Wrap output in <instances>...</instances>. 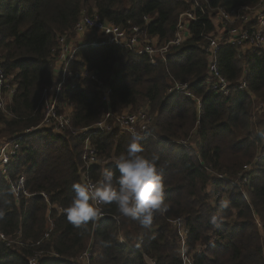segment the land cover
Masks as SVG:
<instances>
[{"label":"trees","instance_id":"obj_1","mask_svg":"<svg viewBox=\"0 0 264 264\" xmlns=\"http://www.w3.org/2000/svg\"><path fill=\"white\" fill-rule=\"evenodd\" d=\"M260 1H201L188 39L154 65L118 46L77 51L71 69L86 67L96 81L63 94L73 104V128L89 127L107 111H144L152 119L140 142L142 155L159 157L168 210L144 228L121 216L115 205H102L101 217L83 227L68 222L64 212L75 197L74 183L102 180L105 168L119 176L115 164L126 153L128 134L113 127L92 137L101 163L86 169L82 136L42 128L24 133L41 122L38 103L42 90L56 80L58 38L72 35L82 16H96L128 33L139 28L162 46L173 39L180 15L194 10L193 1L0 0V70L15 89L8 115L0 112V143L22 136L7 179L0 176V235L6 239L0 240V264H86L79 260L84 252L88 264H264V51L243 53L220 44L221 75L232 86L246 83L244 91L228 96L208 88L205 52L207 38L222 35L211 11L252 9ZM176 83L189 84L200 109L191 98L170 92ZM102 88L110 89L107 102ZM183 140L187 147L176 143ZM19 175L30 194L43 193L48 201L39 196L16 201L9 182ZM216 176L227 180L215 182ZM239 177L246 181L233 185ZM211 183L229 201L227 207L220 206L224 198L211 202ZM176 219L182 220L184 236ZM48 220L52 229L44 238Z\"/></svg>","mask_w":264,"mask_h":264},{"label":"built area","instance_id":"obj_2","mask_svg":"<svg viewBox=\"0 0 264 264\" xmlns=\"http://www.w3.org/2000/svg\"><path fill=\"white\" fill-rule=\"evenodd\" d=\"M174 1L179 2L180 0ZM192 1L194 10L186 11L180 15V21L177 24L173 39L162 46L158 45L157 41L156 44L151 43L152 39L148 38L139 28H132L131 33H128L120 27L103 23L96 16H82L74 24L72 35H62L58 38V47L55 51L56 55L54 56L56 57V80L42 90L38 103L41 113L40 124L35 129L26 130L24 134H29L36 129L42 128L49 129L58 136H82L84 140L81 161L86 169L93 164L101 163L97 157V152L90 146V139L99 133L109 132L115 127L130 137L133 131L140 132L143 136H146L152 119L144 111L133 114H114L111 111H107L95 124L82 129L73 128L71 123L73 104L65 100L63 94L66 91L75 90L84 81H96V77L86 67H83L80 71L72 70L71 63L76 61L77 51L102 46H118L130 51L136 56L144 55L152 65H154L155 60L165 61L171 49L180 47L188 39L190 34L189 23L197 21L195 12L201 9V1L204 0ZM211 12H213L221 23L223 32L219 37L207 38L208 46L205 49L209 60V80L207 81V86L217 95L228 96L234 90L244 91L246 89V83L244 80L235 86L228 83L219 71L216 61L217 51L221 43L238 47L241 51L246 48L248 50L264 51V0H261L258 6L252 9L242 8L225 11L222 8H217ZM90 37L93 39H90ZM76 43L78 44L76 45ZM4 89L5 92L2 93ZM101 92L103 101L107 102L110 89L102 88ZM170 92L191 98L196 102V107L200 109L201 102L192 95L189 90V84L176 83L172 86ZM14 93L15 89L11 85L9 86L7 79L0 70V112L8 115L7 106L10 105L9 103ZM21 139L22 136H18L11 141L0 143V176L5 179H7L8 167L16 157L20 148L19 142ZM176 143L185 147L188 146L184 140ZM226 180L223 176H216L215 182H226ZM241 180L245 182L246 178H236L232 181V184L238 186ZM97 182L90 181L87 178L85 179V183L95 184ZM213 185L214 183H211V196L213 197V201H220L221 198L225 199V197L220 195L221 193L217 190V187ZM9 188L16 201L20 199L27 200L34 196L41 197L45 202L48 201L45 194L33 195L24 188L23 175H19L16 180L9 182ZM177 221L179 222L177 223ZM48 225L49 230L44 235V238L48 237V233L52 229L50 221ZM174 225L179 229L180 235L184 236L186 234L182 220L176 219ZM0 240L6 241L2 235H0ZM182 245H184L183 242ZM79 259L86 261V264H88V253H82ZM30 264H37V262L30 261Z\"/></svg>","mask_w":264,"mask_h":264},{"label":"clouds","instance_id":"obj_3","mask_svg":"<svg viewBox=\"0 0 264 264\" xmlns=\"http://www.w3.org/2000/svg\"><path fill=\"white\" fill-rule=\"evenodd\" d=\"M144 138L140 132L131 133L126 153L116 160L119 176L105 168L99 182L72 185L75 197L64 209L68 222L76 227L86 226L103 214L102 205H115L121 216L149 228L157 214L168 210L159 157L142 155L145 150L140 142ZM228 203L226 198L222 199L220 206L227 207Z\"/></svg>","mask_w":264,"mask_h":264},{"label":"rangeland","instance_id":"obj_4","mask_svg":"<svg viewBox=\"0 0 264 264\" xmlns=\"http://www.w3.org/2000/svg\"><path fill=\"white\" fill-rule=\"evenodd\" d=\"M213 21H214V25H215V27H218V26L220 25V26H219L220 28H219L218 30H219L220 32H223L222 25H221V23L219 22V20L217 19V17H215V19H213ZM151 43L156 44V41H153V40H152ZM261 106H262V105H261L260 103H258L256 110L260 109ZM211 202H212V203H215V202L213 201V199L211 200ZM257 226H259V225H257ZM183 248H184V247H183ZM184 250H185V249H184ZM185 253H186V251H185ZM191 254H193V252H191ZM190 257H191V256H190ZM79 260H80V259H79ZM80 261H81V260H80ZM147 264H151V263L148 262Z\"/></svg>","mask_w":264,"mask_h":264},{"label":"crops","instance_id":"obj_5","mask_svg":"<svg viewBox=\"0 0 264 264\" xmlns=\"http://www.w3.org/2000/svg\"><path fill=\"white\" fill-rule=\"evenodd\" d=\"M220 33V32H219ZM222 33V32H221ZM90 39H93L92 37H90ZM245 49H242V52L244 53Z\"/></svg>","mask_w":264,"mask_h":264}]
</instances>
